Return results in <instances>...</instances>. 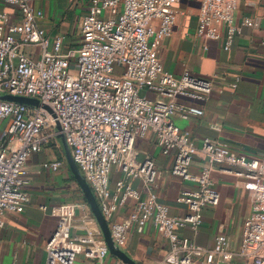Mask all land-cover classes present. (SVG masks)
<instances>
[{"label":"built area","instance_id":"2783aa9c","mask_svg":"<svg viewBox=\"0 0 264 264\" xmlns=\"http://www.w3.org/2000/svg\"><path fill=\"white\" fill-rule=\"evenodd\" d=\"M34 0H4L21 14L13 23L0 12V95L37 98L41 105L30 108L0 100V230L7 214H20L29 203L27 163L48 142L61 133L74 162L92 189L109 223L112 238L120 242L131 226L143 229L151 224L170 243L163 264H229L238 257H250L252 264H264V155L234 154L229 144L206 140L196 145L190 132L182 130L173 117L189 120L205 112L179 98L207 100L213 79L188 71L176 76L167 72L157 45L172 35L180 12V0H90L81 23V43L66 50V37L45 36L38 25L44 16L33 7ZM248 4V3H247ZM239 0H202L196 34L204 41L224 40L231 50L244 27H257L251 17L236 22ZM34 48L28 53L25 48ZM207 50V45H203ZM239 79L232 84L236 89ZM156 96V97H154ZM48 106L50 110L43 106ZM153 135L164 156H173L171 174L195 183L193 191L180 194L186 205L184 216H173L155 190L158 169L154 159L137 162L138 140ZM200 151L206 162L193 171ZM59 160L44 164L57 172ZM242 178L254 194L252 210L242 229V250L228 235L216 238L212 248L198 245L179 234L178 229L198 230L203 210L220 204V192L212 178L215 168ZM117 168L122 177L110 189V176ZM142 183L147 194L136 188ZM134 201L135 208L121 221L114 215L120 206ZM47 210V207H43ZM59 218L57 230L46 245V264H75L79 253L98 260L109 254L100 233L88 230L74 236L72 212L65 206L51 208Z\"/></svg>","mask_w":264,"mask_h":264},{"label":"crops","instance_id":"0c3cea01","mask_svg":"<svg viewBox=\"0 0 264 264\" xmlns=\"http://www.w3.org/2000/svg\"><path fill=\"white\" fill-rule=\"evenodd\" d=\"M201 1L180 0L175 4L174 8L180 15L172 35L158 43L157 53L167 72L180 76L188 71L213 79L214 87L207 100L178 99L179 103L202 108L205 112L203 117L189 120L173 117L172 120L182 130L190 132L198 147L206 140H218L229 144L234 154L261 157L264 155V0H239L236 22H241L247 16L253 18L258 26L244 27L229 51L224 49V40L204 41L197 36ZM89 4L90 0H34L33 7L44 13L38 20L41 32L51 38L65 36V49L76 50L81 43V23ZM0 12L8 13L13 23L20 21L19 10L6 5L4 0H0ZM204 44L207 50L203 49ZM25 50L31 53L34 48L26 47ZM237 79L238 86L233 89L231 85ZM52 155L55 156L54 160L51 159ZM134 157L137 162L147 158L155 160L158 169L155 190L160 201L170 208L171 215L184 216L187 207L180 201V194L193 191L197 186L172 176L173 156H164L150 134L136 142ZM56 160L62 162L59 171L44 168L45 163ZM205 162V156L198 151L194 157L193 171H198ZM27 168L29 203L23 213L7 214L4 218V226L0 230V264L47 263L46 245L59 223V218L51 214V208L55 206H65L72 212L74 236H85L88 230H93L100 233L96 234V238L104 239L67 163L58 135L30 157ZM121 177L119 170L113 168L110 176L112 193H115V183ZM212 178L221 195L220 204L203 210L204 221L198 230L186 227L178 229V232L206 248H212L216 238L225 234L230 237L235 250L241 251L242 229L251 213L254 194L245 189L242 178L225 172L221 167L214 169ZM136 188L142 192V196L147 194L142 183H136ZM135 204L130 200L126 207L120 206L114 219L123 220L134 210ZM43 207L48 209L44 210ZM115 245L134 264H163L170 250L169 241L151 224L143 229L131 226ZM75 264L126 263L109 250L103 260L89 258L81 252ZM229 264H252V259L238 257Z\"/></svg>","mask_w":264,"mask_h":264},{"label":"water","instance_id":"95a60500","mask_svg":"<svg viewBox=\"0 0 264 264\" xmlns=\"http://www.w3.org/2000/svg\"><path fill=\"white\" fill-rule=\"evenodd\" d=\"M1 100V99H0ZM24 105V104H23ZM45 109L49 110V112L52 113V111L50 110V108L48 106H43ZM57 130L59 131L58 134V138L61 139L63 147H64V151H65V156H66V160L67 163L69 164V167L72 171V174L75 178V180L78 182L79 186L81 187L82 192L85 195V198L88 202V204L90 205V208L99 224L100 229L103 232V236L105 239V242L110 250V252L117 256L118 258H120L124 263L126 264H134L132 261H130L125 254L116 247L115 242L112 238L111 235V231H110V227L107 223V220L97 202V199L92 191V189L90 188L89 184L87 183L86 179L84 178V176H82L81 172L79 171L76 163L73 160L72 154H71V150L66 142L65 136L61 133V127L58 124L57 126Z\"/></svg>","mask_w":264,"mask_h":264},{"label":"rangeland","instance_id":"374dc122","mask_svg":"<svg viewBox=\"0 0 264 264\" xmlns=\"http://www.w3.org/2000/svg\"><path fill=\"white\" fill-rule=\"evenodd\" d=\"M0 99L2 101L13 102V103H18V104H24V105H26V106H28L30 108H38L41 105V102L37 98H31V97H25V96H15V95H11V94H8V93L1 94L0 95ZM50 145H48L49 148L47 147L49 150H51ZM51 159L54 160L55 156L51 157ZM107 223H108V221H107Z\"/></svg>","mask_w":264,"mask_h":264}]
</instances>
